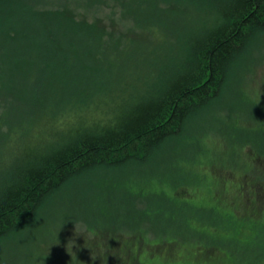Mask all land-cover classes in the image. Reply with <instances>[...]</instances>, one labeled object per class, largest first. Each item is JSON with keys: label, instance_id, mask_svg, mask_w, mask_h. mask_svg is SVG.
Wrapping results in <instances>:
<instances>
[{"label": "trees", "instance_id": "trees-1", "mask_svg": "<svg viewBox=\"0 0 264 264\" xmlns=\"http://www.w3.org/2000/svg\"><path fill=\"white\" fill-rule=\"evenodd\" d=\"M113 1L103 13L105 0H0V251L29 238L67 188L144 162L178 141L221 99L238 64L264 43V0ZM76 8L91 13H72ZM155 10L172 17L157 23ZM160 36L168 56L132 63L140 66L141 84L130 85L125 73L131 67L117 64L128 63L125 49L150 51ZM106 105L105 120L94 118ZM263 166L260 158L241 166L252 177L238 186L247 182L251 197L237 193L230 201L245 198L251 205L244 215L228 208L232 175L223 189L214 188L225 194L224 215L236 216L239 225L256 223L249 209L264 204V179L256 174ZM177 197L165 201L181 214ZM192 245L182 249L213 258L199 252V242ZM130 262L145 264L135 257Z\"/></svg>", "mask_w": 264, "mask_h": 264}, {"label": "rangeland", "instance_id": "rangeland-1", "mask_svg": "<svg viewBox=\"0 0 264 264\" xmlns=\"http://www.w3.org/2000/svg\"><path fill=\"white\" fill-rule=\"evenodd\" d=\"M105 2L102 11L110 13L114 1ZM79 9L72 13H91ZM167 13L171 12L155 10V22L169 21L172 15ZM158 40L153 48L146 45L151 52L145 47L125 49L128 63L117 64L131 67L125 73L130 85L141 84L140 66L132 63L168 56L163 38L154 43ZM108 108L95 111L94 118L105 120ZM219 151L224 154L217 156ZM256 158L264 165V43L238 64L221 99L195 118L178 141L144 162L95 174L67 188L47 207L45 218L38 217L31 238L13 240L0 251V264H128L133 257L145 264H256L264 260V226L256 231L258 224L264 225V204L249 209L257 224L246 219L239 225L236 216L235 221L224 215L225 194L214 192L215 187L223 189L232 175L228 208L244 215L251 205L245 199L251 197L250 186L238 185L252 174H244L241 166L253 165ZM256 174L264 179V169ZM219 177L224 181L215 182ZM237 193L245 197L238 205L230 201ZM172 194L183 202L181 214L165 201L171 202ZM191 221L197 225L191 226ZM168 237L177 239L168 245ZM189 241L199 242V252L213 258L200 260L195 250H183L192 245Z\"/></svg>", "mask_w": 264, "mask_h": 264}]
</instances>
